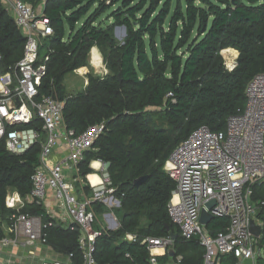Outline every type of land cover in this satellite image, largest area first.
Returning a JSON list of instances; mask_svg holds the SVG:
<instances>
[{
  "label": "trees",
  "instance_id": "obj_1",
  "mask_svg": "<svg viewBox=\"0 0 264 264\" xmlns=\"http://www.w3.org/2000/svg\"><path fill=\"white\" fill-rule=\"evenodd\" d=\"M24 1L37 9L42 0ZM40 12L53 28L47 38L53 53L40 94L64 102V127L75 134L94 124L105 125L79 167L85 178L93 173L92 161L107 165L121 199L117 213L122 228L96 240L95 263L147 264L149 253L140 240L176 234V241L158 257L160 262L172 253L182 264H202L200 243L182 240L168 218L175 182L163 168L193 130L206 125L224 132L227 119L243 109L248 83L264 74V0H175L174 5L171 0H46ZM106 13V22L96 25ZM115 26L125 28L122 45L113 35ZM24 44V35L0 0L3 73L22 58ZM93 48L102 55L109 75L103 80L89 76L83 92L67 95L65 77L84 71ZM228 49L238 54L231 71L222 56ZM39 153L40 143L17 156L0 142V225H9L16 213L6 206L9 189L28 198ZM144 176L148 180L135 187ZM252 191V201L264 200V181L254 184ZM21 213L44 214L28 202ZM210 224L220 229L226 221L214 219ZM125 233L138 241H120ZM45 234L56 254H73V264H82L78 231L53 226Z\"/></svg>",
  "mask_w": 264,
  "mask_h": 264
},
{
  "label": "built area",
  "instance_id": "obj_2",
  "mask_svg": "<svg viewBox=\"0 0 264 264\" xmlns=\"http://www.w3.org/2000/svg\"><path fill=\"white\" fill-rule=\"evenodd\" d=\"M1 1L12 13L25 44L22 58L5 73L0 56V142L17 156L40 143V153L28 198L23 200L14 189L7 192L6 206L16 213L10 217L6 233L0 231V248H20L35 258V248L40 246L53 257L38 264H73V254H56L47 245L46 230L59 226L78 231L82 264H96V240L119 229L114 211L120 208L121 199L106 164L99 161L96 180L89 179L91 174L83 178L79 164L105 125L94 124L80 134L64 127V102L40 94L53 53L48 45L47 53L40 55L41 40L50 37L53 28L42 12L37 13L24 0ZM236 58L225 62L228 71L235 67ZM245 96L243 109L227 119L224 132L199 126L172 151L163 168L175 182L168 218L182 240L200 243L202 264H225V258L232 264H264V200H251L252 186L264 181V74L253 77ZM93 162L98 161H92L90 168ZM27 202L41 207L48 220L21 213ZM211 202L214 205L209 208ZM97 206L106 209L98 229L94 227ZM203 212L211 218L207 224L200 221ZM214 219L226 221L225 226H210ZM252 224L258 236L251 232ZM123 241L135 243L138 238L126 234ZM172 243L170 236L140 240L149 253L147 264H182L180 257L170 263L158 259ZM13 258L5 260L0 249V264H13Z\"/></svg>",
  "mask_w": 264,
  "mask_h": 264
},
{
  "label": "rangeland",
  "instance_id": "obj_3",
  "mask_svg": "<svg viewBox=\"0 0 264 264\" xmlns=\"http://www.w3.org/2000/svg\"><path fill=\"white\" fill-rule=\"evenodd\" d=\"M45 1L46 0H42L41 3L37 6V9H35V11L37 13H39L41 11V8L44 6ZM171 2H172V5H174L175 0H171ZM107 4H108V2H107ZM6 8L8 10L7 6H6ZM108 14L109 13L103 14L97 20L96 25H98L99 22H104V21L106 22V17L108 16ZM83 20H81L76 25V27H80V25L82 24ZM107 24L112 25L113 24L112 20H109L107 22ZM65 33L66 34L69 33L68 28H66V32ZM113 35H114L115 39L117 40L118 44L122 45L124 43V39L126 37V32L123 30L122 27L115 26ZM41 44H42V46L40 48V55L43 56L44 54L47 53V47H48L47 39H42L41 40ZM93 53L96 54L97 58L93 57ZM226 54L227 53L223 54L226 63L234 61L233 58L237 56L236 53H235V55H234V53H231L234 56H232V55H228L227 56ZM230 58H232V59H230ZM229 59L231 61H228ZM82 69H84V71H80L81 69H79V70H77V71H75L73 73L68 74L65 77L64 89H65V92H66L67 95H76V94H78L80 92H83L85 90L87 84H88L89 76L99 78V80H103L106 76L109 75V70L107 69V67H106V65L104 63V59H103L102 55L100 54V52L96 48H93V49H91L89 51L88 59H87V65H86L85 68H82ZM105 210H106L105 208L100 207L99 210H97V212H96L98 222H96L94 224V227L97 228V229L100 228V226H101L100 223L103 222V216L102 215L104 214ZM117 210L114 211V215L116 216L118 223H121V220H120V218L118 216ZM121 228H122V226L119 225V229L116 230V231H113V232H117V231L121 230ZM126 234L130 235L132 233H125L120 238V241H123V238H125Z\"/></svg>",
  "mask_w": 264,
  "mask_h": 264
},
{
  "label": "crops",
  "instance_id": "obj_4",
  "mask_svg": "<svg viewBox=\"0 0 264 264\" xmlns=\"http://www.w3.org/2000/svg\"><path fill=\"white\" fill-rule=\"evenodd\" d=\"M9 10V9H8ZM10 12V10H9ZM10 14L12 15V13L10 12ZM226 53H236V51L232 50V49H228L227 51H225ZM100 163L99 161L98 162H93L92 163V167L91 169L93 170V174H91L90 176H95V174H98L100 172H98L100 170ZM99 175V174H98ZM89 176V177H90ZM97 176V175H96ZM11 192H15L13 190H11ZM7 224L4 222L0 225V231L3 232V233H6V228H7ZM2 250V257L7 260L9 259L11 256H14L15 258H13L11 260V262L13 264H38L39 262H41L43 259H50L52 258L53 256L46 251L45 248H42L40 246H37L35 248V253H36V257L35 258H30L28 256H26L24 254V252H22V250L19 248L17 250H15V248H0ZM172 257L168 256V258L162 260L163 263H170L172 261ZM160 261V260H159ZM223 262L225 264H232V260L229 259V258H225L223 259Z\"/></svg>",
  "mask_w": 264,
  "mask_h": 264
},
{
  "label": "water",
  "instance_id": "obj_5",
  "mask_svg": "<svg viewBox=\"0 0 264 264\" xmlns=\"http://www.w3.org/2000/svg\"><path fill=\"white\" fill-rule=\"evenodd\" d=\"M123 30L125 31V28L122 27ZM148 180V177L147 176H144V177H141L139 179H137L135 182H134V186L135 187H138L140 186L141 184L145 183L146 181ZM214 205L213 202H211L210 204H208V207L211 208L212 206ZM210 216H208L207 214H205L204 212L202 213V216H201V223L202 224H207L209 221H210ZM251 232L255 235V236H258L259 235V231L258 229L254 228L253 224L250 228ZM170 238L173 242L176 241L177 239V235L176 234H170ZM170 257H174V255L172 253L169 254Z\"/></svg>",
  "mask_w": 264,
  "mask_h": 264
},
{
  "label": "bare ground",
  "instance_id": "obj_6",
  "mask_svg": "<svg viewBox=\"0 0 264 264\" xmlns=\"http://www.w3.org/2000/svg\"><path fill=\"white\" fill-rule=\"evenodd\" d=\"M225 51H227V50H225ZM225 51L223 52V54L226 53ZM226 55H227V56H228V55H232V56H234L235 54L233 55V54H231V53H227ZM227 56H226V57H227ZM93 57H94V58H97L96 54L93 53ZM236 57H237V56H236ZM234 58H235V57H234ZM230 59H232V58H230ZM230 59H229L228 61H231ZM228 63H230V62H228ZM89 179H90V180H96V177L92 175V176L89 177Z\"/></svg>",
  "mask_w": 264,
  "mask_h": 264
}]
</instances>
